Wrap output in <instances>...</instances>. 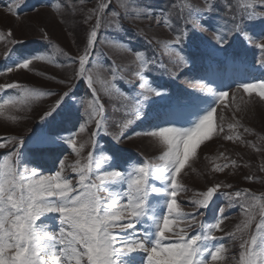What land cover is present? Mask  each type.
<instances>
[{
    "label": "snow or ice",
    "instance_id": "snow-or-ice-1",
    "mask_svg": "<svg viewBox=\"0 0 264 264\" xmlns=\"http://www.w3.org/2000/svg\"><path fill=\"white\" fill-rule=\"evenodd\" d=\"M71 2L68 0L64 7H69ZM79 2L83 4L85 0ZM24 3L26 0H10L6 12L19 18ZM217 4L224 7L225 23H218L212 29V40L206 41L198 34L208 30L205 21L212 18ZM42 6L58 9L61 3L48 0ZM172 9H179L176 19L172 18ZM93 18L95 23L84 34L81 53L78 57H68L70 64L78 63L71 80L86 82L89 98L69 103L73 95L70 86L66 92L55 93L33 91L15 82L0 85V92L4 89L20 92L0 95V116L13 123L17 117L5 116V110L19 112L36 98L60 97L42 113L44 128L27 141L0 137V148L12 145L0 157V264H216L226 259L222 256L227 251L226 245L215 235L223 231L225 207L232 206L233 198L245 201L259 198L250 197L247 191L225 194L229 203L216 209L212 222L199 221V210L210 208L222 185L215 184L195 193V198L189 201L194 209L192 213L185 212L177 198L188 191L178 177L199 145L211 139L214 132L218 136L225 131L222 123L214 125V114L216 105L224 104L229 93L201 83L200 90L206 91L211 101L198 107L194 113L196 119L188 122L190 126L178 127L174 117L186 103H192L191 93L169 92V84H155L147 73L163 70L169 80H175L185 68H191L198 60L203 62L208 49L213 55L223 56L237 43L264 52V0H203V7L193 6L187 0L179 3L174 0L169 8L159 10L144 0H99L86 14L84 23ZM126 20L154 21L172 32L174 38L163 45L167 64L155 55L148 57L145 52L126 46L124 51L135 57L133 70L124 76L121 74L124 69L114 61L107 66L111 80L103 91L116 101L109 119L95 87L91 58L98 43L114 46L124 43L116 39L101 40L99 34L101 30H123ZM257 26L261 27L259 33L252 31ZM7 35L11 37L13 33L9 30ZM197 40L199 44L195 43ZM152 42L148 39V43ZM13 52L5 54L10 62L0 69V74L27 70L34 60L47 58L41 53L20 52L16 60H11ZM260 66L264 67V60ZM134 78L138 83L136 95L132 96L120 87V82L131 85ZM65 82L66 79L57 81ZM235 87L249 96L255 92L264 102V80L242 81ZM89 125H94L93 150L82 164L80 156L85 145L78 146L77 136ZM137 125H144L145 130L133 135L150 138L159 149L160 154L154 160H133L118 147L125 139L132 138L127 130ZM105 136L110 140L106 147L100 144V138ZM234 138L239 139L232 134L224 136L229 141ZM26 144L31 145L27 150ZM68 149H71L68 155L77 157L73 165L65 163ZM49 162L52 168L45 172L43 169ZM68 167L74 176L64 174ZM213 170L223 171V167ZM241 207L248 217L244 221L247 231L255 217L249 214L248 207ZM228 235L235 237V233ZM239 249L236 264H264V205L254 232L239 239Z\"/></svg>",
    "mask_w": 264,
    "mask_h": 264
},
{
    "label": "rangeland",
    "instance_id": "rangeland-1",
    "mask_svg": "<svg viewBox=\"0 0 264 264\" xmlns=\"http://www.w3.org/2000/svg\"><path fill=\"white\" fill-rule=\"evenodd\" d=\"M10 0H0V69L4 68L9 60H6L5 54L13 52L11 60H16L20 52L25 54L41 53L46 55V60H34L33 64L27 70H18L12 73L0 74V85L8 83H19L24 88L33 91H51L63 93L72 89L73 95L69 103H78L83 98H89L90 89L86 82L71 80V77L78 69L77 64H70L68 57H78L82 51L84 34L90 30L95 23V18L84 23L86 14L93 9L99 0H85L81 4L79 0H72L71 5L64 7L68 0H54L61 3V7L53 9L42 6L48 3V0H26L23 7L20 8L19 18L13 17L6 12V6ZM174 0H144L155 10L161 8L167 9ZM177 3L181 0H176ZM188 3L196 7H203V0H187ZM233 2V0H229ZM34 9H39L35 11ZM123 12V10H121ZM173 19L179 14V9H172ZM187 15V10H185ZM226 13L223 5L217 4L212 18L206 20L209 25L198 35L206 41H211L213 31L218 23L224 24ZM9 30L13 33L11 37L7 34ZM252 31L259 33L261 27L257 26ZM45 33L47 38H45ZM100 39H116L124 43L119 46L112 44H100L96 46V54L91 58L94 67L91 73L94 77L95 87L98 89L101 101L105 105L106 113L109 119L113 115L112 104L115 103L111 97L106 95L103 89L107 86L106 82L111 80V74L107 66L114 61L117 66L124 71L121 73L127 76L133 70L135 57L126 51L124 47L130 46L133 50L143 51L148 57L156 56L158 60L168 63V55L163 47L174 36L167 28L157 26L154 21L149 20H126L123 22L121 31H100ZM152 39V43H148ZM159 41V43H157ZM195 43L199 44L197 40ZM59 49L60 51H57ZM64 53L68 55L65 56ZM208 56L200 62L199 60L191 67L185 68L178 73L175 80H169L163 70H157L147 73L155 84H169V92L183 90L191 93L189 98L192 103H186L175 115L176 125L178 127L190 126L189 121L196 119L194 113L198 107L205 106V102H210L211 97L206 91L200 90V84H207L214 90L220 89L228 91V97L224 104L216 105L214 114V125L223 124L224 133L216 135L213 133L211 139L204 140L198 147L195 156L189 159L185 169L181 172L178 179L188 189L186 193L178 196L183 210L188 213L194 211L189 203L190 199L195 198L194 194L205 191L208 187L220 184L222 187L214 198L213 204L209 209H200L199 221L212 222L216 216V209L229 203L227 193L236 191L245 192L248 195L258 197L259 199L233 198L232 206L225 207L224 223L221 225L223 231L215 232V235L222 238L227 251L222 253L226 259L216 262V264H236L239 258V239L248 238L255 229V223L260 219L261 206L264 205V102L254 92L251 96L244 93L242 89L238 90L235 84L242 81H261L264 80V67L260 62L264 60V52H260L254 46H241L237 43L229 52L223 56L211 54L208 49ZM62 66L57 67L54 63ZM99 62V63H97ZM186 73V74H185ZM203 77V80L200 78ZM61 79H66L65 83H57ZM137 79H133L131 85L120 82V87L127 93L136 95ZM9 94L19 95L18 89H4L0 95ZM119 96V93H114ZM59 96H42L23 105L22 111L5 110V116H16L17 120L13 123L0 116V137L11 139L12 137L24 138L25 141L34 133L44 128L41 122L42 113L55 103ZM123 100V97H120ZM225 104L227 107H225ZM82 123L83 120L81 119ZM234 126L229 128V126ZM72 128V125H66ZM94 125L86 127L84 133L77 136L78 146L80 143L85 145L81 152V163L87 162V154L92 151L91 131ZM144 125L130 127L127 135L131 139H125L122 145L118 147L124 150V155L132 157L133 160L151 161L160 154L159 149L151 142V139L145 136L133 135V132L144 131ZM68 133H65L67 135ZM226 134H232L239 139L229 141L224 139ZM110 143L108 137H101L100 144L107 146ZM30 144L25 145V150L30 148ZM67 147V146H65ZM11 144L5 148H0V157L10 151ZM71 152L68 149L65 155ZM77 157L75 154L68 155L66 165H73ZM233 162H235L233 164ZM227 165L226 167H224ZM216 167H223V171H214ZM52 168L51 163L45 165L44 171L48 172ZM68 176H74L71 168H66L64 173ZM252 177L251 180L245 179ZM75 183V179L73 181ZM231 185V188L227 187ZM103 195V194H102ZM237 200L239 201L237 203ZM241 205L248 207L249 214L254 216L252 226L247 231L244 230V221L248 218ZM239 226L240 230H237ZM196 229H193L195 231ZM228 233H235V237Z\"/></svg>",
    "mask_w": 264,
    "mask_h": 264
}]
</instances>
